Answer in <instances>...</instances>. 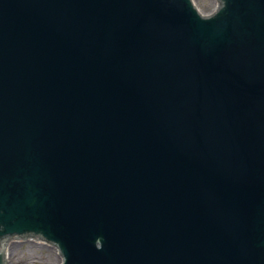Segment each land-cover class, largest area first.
<instances>
[{"label":"water","instance_id":"95a60500","mask_svg":"<svg viewBox=\"0 0 264 264\" xmlns=\"http://www.w3.org/2000/svg\"><path fill=\"white\" fill-rule=\"evenodd\" d=\"M192 1L0 0V264H264V0Z\"/></svg>","mask_w":264,"mask_h":264},{"label":"rangeland","instance_id":"374dc122","mask_svg":"<svg viewBox=\"0 0 264 264\" xmlns=\"http://www.w3.org/2000/svg\"><path fill=\"white\" fill-rule=\"evenodd\" d=\"M199 10L204 13H211L219 0H193ZM14 252L10 257L9 264H59L62 260L58 250L44 242L35 240L15 241L11 246Z\"/></svg>","mask_w":264,"mask_h":264},{"label":"bare ground","instance_id":"6f19581e","mask_svg":"<svg viewBox=\"0 0 264 264\" xmlns=\"http://www.w3.org/2000/svg\"><path fill=\"white\" fill-rule=\"evenodd\" d=\"M14 242H11L10 244H8V259H11L10 257L13 256L14 252L11 251V245L13 244Z\"/></svg>","mask_w":264,"mask_h":264}]
</instances>
